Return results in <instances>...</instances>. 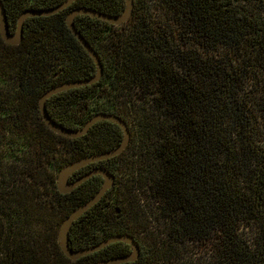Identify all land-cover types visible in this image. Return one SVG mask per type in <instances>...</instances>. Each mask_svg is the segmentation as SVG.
I'll use <instances>...</instances> for the list:
<instances>
[{"label":"trees","instance_id":"1","mask_svg":"<svg viewBox=\"0 0 264 264\" xmlns=\"http://www.w3.org/2000/svg\"><path fill=\"white\" fill-rule=\"evenodd\" d=\"M5 1L20 11L26 0ZM28 1L40 8L59 0ZM69 3L109 14L122 7ZM64 9L23 20L16 43L0 38V264H91L125 246L111 241L70 259L53 236L100 182L91 174L58 192V168L120 136L105 119L68 137L40 118L44 89L92 72ZM72 24L103 59L102 75L50 94L44 109L66 127L111 112L127 140L109 156L111 184L69 224L67 245L125 232L137 255L114 264H264V0H131L127 17L108 29L80 14ZM95 89L106 101L89 109L83 98ZM44 215L50 222L33 229Z\"/></svg>","mask_w":264,"mask_h":264},{"label":"water","instance_id":"2","mask_svg":"<svg viewBox=\"0 0 264 264\" xmlns=\"http://www.w3.org/2000/svg\"><path fill=\"white\" fill-rule=\"evenodd\" d=\"M70 1L72 0H59L57 3L47 7L21 9L15 17L14 26L11 33L7 32L4 12L0 3V38L2 39V41L6 43H16L20 39L21 22L25 16L46 15L66 6ZM130 7H131V0H122L121 9L113 14L101 12L92 7L84 6V5L71 7L64 13L63 22L67 27V29L69 30V32L71 33V35L75 38L77 43L81 46V48L90 58L93 64V71L87 76L76 79L63 80L47 87L39 94L36 102L38 113L45 126L50 130H52L53 132L59 133L61 135H65L68 137L78 136L83 132H85L86 128L93 121L99 119H105L113 122L118 126L120 130V138L115 145L105 150L83 154L79 157L68 160L58 168L55 174L54 186L58 192H66L70 190L73 186H75L81 180L85 179L91 174H98L101 178L97 188L86 199H84L83 201L72 207L60 219L58 223L55 238H56L57 246L64 256L70 259H74L82 254L93 251L111 241H122L129 246V249L122 254L108 256L105 258H99L94 260L91 264H114L123 261H132L136 257L138 252L137 244L129 234L125 232H119V233H111L92 244L79 246L76 248L69 247L67 245V229L69 227V224L77 215H79L83 210H85L88 206H90L100 197L103 191L111 184L112 174L108 172L106 169H104L102 166H93L71 179H68L67 176L74 169L78 168L79 166L87 162L96 161L117 154L126 143L127 128L125 126L124 121L117 115L111 112H101V111L90 114L79 126L66 127L55 122L47 115L44 109L43 102L45 98L52 93H55L57 91L69 87L89 84L95 81L100 75L101 66L97 54L84 40V38L78 33V31L74 28L71 21L72 16L74 14H86L88 16L98 17L106 22H109L110 24H117L123 21L127 17L130 11Z\"/></svg>","mask_w":264,"mask_h":264},{"label":"flooded vegetation","instance_id":"3","mask_svg":"<svg viewBox=\"0 0 264 264\" xmlns=\"http://www.w3.org/2000/svg\"><path fill=\"white\" fill-rule=\"evenodd\" d=\"M72 2V1H71ZM0 3H1V6H2V8H3V12H4V17H5V22H6V28H7V32L8 33H11L12 32V30H13V26H14V21H15V17H16V15H17V13H18V6H15V5H12V4H10V3H7V1H5V0H0ZM32 2H30V1H24V2H22L21 3V7H23V8H26V7H28V6H30V5H32L31 4ZM79 4H77V5H71L70 3H68L65 7H63V8H65L64 9V13L69 9V8H71V7H74V6H78ZM22 8V9H23ZM101 12H104V11H101ZM106 13V12H105ZM76 14H74L73 16H72V19H71V21L73 20V17L75 16ZM81 15H86V14H80V17H81ZM86 16H88V15H86ZM29 17H31V16H25L23 19H22V21L23 20H25V19H28ZM88 17H90V19H91V21L93 22V24H94V28H98V27H106L107 29L109 28V22H106V21H104V20H102V19H100V18H98V17H94V16H88ZM11 22H13L12 23V25H10L11 24ZM23 32H24V30H23V26H22V23H21V31H20V39L19 40H21V37H22V34H23ZM18 40V41H19ZM77 42V41H76ZM93 46H94V48L95 49H97L98 50V45H97V43H96V40H94V44H93ZM100 62V61H99ZM102 63H103V59L101 60V62H100V66H101V72H100V75H99V77L95 80V81H93V82H98L99 81V79H100V77H101V75H102ZM92 71H93V64H92ZM63 81V80H62ZM58 82H60V81H58ZM93 82H91V83H93ZM55 83H57V82H54V84ZM53 85V84H52ZM75 87V86H74ZM69 88H71V87H69ZM66 89H68V88H66ZM63 90H65V89H63ZM96 90V89H95ZM119 131V134H120V130H118ZM119 138H120V136H119ZM119 138L115 141V144L118 142V140H119ZM112 141H106L103 145H102V147H101V150H105V149H107V148H109V147H111V146H113L112 145ZM109 145H111V146H109ZM125 145V144H124ZM100 150V151H101ZM79 157V156H78ZM108 165H109V157H106V158H103V159H99V160H96V161H92V162H87V163H85V164H83V165H81V166H79L78 168H76L77 170L75 171V174H72L71 172V174L69 173L68 174V176H67V178L68 179H71V178H73V177H75V176H77V175H79L80 173H82V172H84V171H86V170H88L89 168H91V167H93V166H102L104 169H106L107 171H108V169L107 168H105V167H108ZM75 170V169H74ZM109 172V171H108ZM96 175H98V174H96ZM99 176V175H98ZM99 178H100V176H99ZM101 179V178H100ZM120 245V248L119 249H116V250H113L112 251V256H114V255H119V254H122V253H124V252H126L128 249H129V246L125 243V246L124 245H121V244H119ZM101 258H104V257H101ZM97 259H99V258H97ZM96 260V259H95Z\"/></svg>","mask_w":264,"mask_h":264},{"label":"rangeland","instance_id":"4","mask_svg":"<svg viewBox=\"0 0 264 264\" xmlns=\"http://www.w3.org/2000/svg\"><path fill=\"white\" fill-rule=\"evenodd\" d=\"M119 27H116L115 30L126 28L125 25L123 26V28H119ZM102 94H104V95L102 96ZM105 96H106V92H102L100 94L96 90H94L86 99L83 98V101H85L87 104H90L89 109H93L92 106L97 105V103H102V102L106 101L105 98H104ZM10 157L11 156H8V158H10ZM15 176H17V174H15ZM37 197L38 196H36V198ZM36 198H32V199L35 200ZM49 222H50L49 215L48 216L44 215V217L42 219L40 218L38 220H35V222L33 221V225L32 226H33V229L34 228L36 229V227H41L43 224L47 225ZM4 225H5V217H4V214L2 212V209H0V228H3ZM1 236H2V230L0 229V239H1ZM53 236L55 237V230H54V235Z\"/></svg>","mask_w":264,"mask_h":264}]
</instances>
